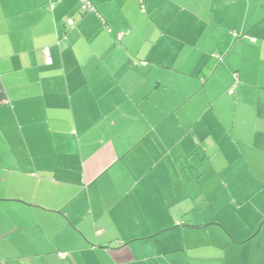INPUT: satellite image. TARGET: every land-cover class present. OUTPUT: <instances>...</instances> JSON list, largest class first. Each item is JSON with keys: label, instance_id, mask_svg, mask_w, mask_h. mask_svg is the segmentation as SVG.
Segmentation results:
<instances>
[{"label": "crops", "instance_id": "1", "mask_svg": "<svg viewBox=\"0 0 264 264\" xmlns=\"http://www.w3.org/2000/svg\"><path fill=\"white\" fill-rule=\"evenodd\" d=\"M89 1L0 0V264H264V0Z\"/></svg>", "mask_w": 264, "mask_h": 264}, {"label": "built area", "instance_id": "2", "mask_svg": "<svg viewBox=\"0 0 264 264\" xmlns=\"http://www.w3.org/2000/svg\"><path fill=\"white\" fill-rule=\"evenodd\" d=\"M79 4H80L79 10L81 12H88V11H94L95 12L96 11L95 7L93 6V4L89 0H79ZM66 23L70 27L73 25L72 19H66ZM232 34L234 36L237 35L236 32H232ZM121 37H122V33H117V39H120ZM42 52H43V55H44L45 63L46 64H51L52 63V59H51V56L49 54L48 47H43ZM217 57L219 59H221V57L219 55H217ZM97 232H99V231H97ZM57 257L62 259V260H64L66 258V254L63 253V252H59L57 254Z\"/></svg>", "mask_w": 264, "mask_h": 264}]
</instances>
